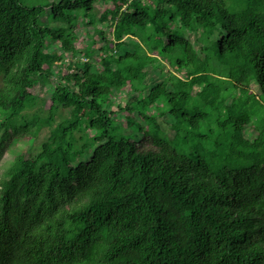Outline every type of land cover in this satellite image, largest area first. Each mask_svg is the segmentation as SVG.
<instances>
[{
    "label": "trees",
    "instance_id": "1",
    "mask_svg": "<svg viewBox=\"0 0 264 264\" xmlns=\"http://www.w3.org/2000/svg\"><path fill=\"white\" fill-rule=\"evenodd\" d=\"M0 74V264H264V0H0Z\"/></svg>",
    "mask_w": 264,
    "mask_h": 264
},
{
    "label": "rangeland",
    "instance_id": "2",
    "mask_svg": "<svg viewBox=\"0 0 264 264\" xmlns=\"http://www.w3.org/2000/svg\"><path fill=\"white\" fill-rule=\"evenodd\" d=\"M26 2H28L29 0H24ZM236 1V0H235ZM228 4H233V0H227ZM105 9V3H97L96 4V8L94 10V13L99 17L100 13H102ZM46 20V18H45ZM61 21H55V20H51L49 22L50 26L54 27V26H60ZM62 24V23H61ZM94 26H90L88 28L84 27L83 25L80 27H77V31L80 32V37L78 39V41L76 42V47L78 50V56H73L70 53H67L66 57H65V63H69V61L72 60H76L78 57L81 58V60L85 61V50L87 46H90V39H89V34L90 35H94ZM82 31V32H81ZM188 36H190V38L193 41H197L195 36L193 34H187ZM96 39V38H95ZM197 43V42H196ZM199 44V43H197ZM99 43H97L96 45H94V48L98 47ZM55 47L57 49L59 45L55 44ZM157 53H155L156 55ZM96 61H99L98 58H95ZM99 66V62H95L94 63V67H98ZM62 69L64 71L67 70V65H62L61 66ZM164 73H177L179 74L182 78H185L186 75L184 74V72L180 71L179 68L176 65L173 66H169V64H166V66L164 65ZM161 68L159 67V65L155 66L152 65L149 68V72H150V77L152 78V80H156L158 79V77H160V72H161ZM2 87V75L0 74V89ZM130 85H129V89H130ZM143 91H140V94H142ZM135 92L133 90V88H131V91L126 92V91H121L115 94L114 96V101H115V109H117V105L120 103L123 106L126 105V102L131 98L132 95H134ZM37 98L36 100H32L28 106L24 109L23 111V117H25L26 119H31L34 115H40L41 117H46L48 112H49V108H50V99H51V92L50 90L46 89V88H38L37 89ZM70 116V110L68 108H64V107H59L56 112H55V119H54V125H56L58 122H60L63 118L69 117ZM125 114L121 113L119 118V121H124L122 120L124 118ZM123 117V118H122ZM125 123V122H124ZM50 128L49 127H44L39 133L38 136L36 138V140L32 143L29 139V135H24V136H13L12 138H10L8 140V142L5 144L4 146V150L2 152V155L0 156V181L2 179H4L6 177L7 174V170L9 169V167L11 166L12 162L14 161V159L19 155V154H25L26 156H32L34 154H36L38 151L41 150L42 148V144L45 140L48 139L49 133H50ZM250 131V130H249ZM251 136H253V132L250 133ZM80 145V144H79ZM139 146L142 149H149L151 147V142L150 140H140L139 141Z\"/></svg>",
    "mask_w": 264,
    "mask_h": 264
}]
</instances>
